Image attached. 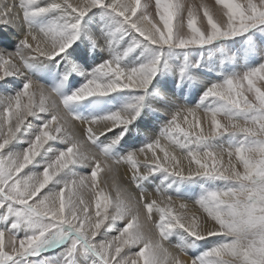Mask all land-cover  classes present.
<instances>
[{"label":"snow or ice","instance_id":"obj_1","mask_svg":"<svg viewBox=\"0 0 264 264\" xmlns=\"http://www.w3.org/2000/svg\"><path fill=\"white\" fill-rule=\"evenodd\" d=\"M0 26V264H264V0H0ZM162 78L198 100L155 107Z\"/></svg>","mask_w":264,"mask_h":264},{"label":"rangeland","instance_id":"obj_2","mask_svg":"<svg viewBox=\"0 0 264 264\" xmlns=\"http://www.w3.org/2000/svg\"><path fill=\"white\" fill-rule=\"evenodd\" d=\"M74 2H76V0H74ZM188 2L189 3L199 4V3L202 2V0H188ZM203 2H206V3H208V4L211 5V4H214L215 0H203ZM142 3H143V0H142ZM7 41L8 40L5 39V42L4 43H0V45H2L3 47H5L6 45H4V44ZM8 43H10V41ZM257 44H259V41H257ZM230 55H233L239 61V64L241 66L244 63H246V62H254L255 63V62H259V60H260V57L259 56H256L254 59L252 57H250V56H245L243 47L242 46H239V45L232 50V52L230 53ZM41 75L35 76V77H33V79H37V80H39V82L44 83L46 86H50L51 83H52L51 80L48 79V78L43 77L44 76L43 74H41ZM9 79H10V82H9L8 85H6V87H0V93L3 92V94H7L6 93V89L7 90H11L12 87H13L12 86L13 83L14 82H18L21 78L20 77H17V78H14V79L13 78H9ZM162 80H163V78H162ZM157 87H159L158 89L162 93V96L157 97L158 99H156V100L153 101V105L155 107H157V106L161 107L165 103V100L163 99V97H167L168 95L169 96L171 95L170 97H168L169 99H173V100H175L179 104H188L189 106L194 105V103L198 100V99L195 100V98H196V96H198L199 88H197V89H187L186 92H185V95L183 97H180L179 93H177L176 95H173V90H172V85H171V80L170 79L163 80L162 83L160 85H158ZM200 87L202 88L203 85H201ZM165 94H166V96H165ZM195 94H197V95H195ZM53 98H55V97L53 96ZM57 102L59 103L58 100H57ZM146 119H152L154 122H157V119L153 118L151 115H148V116L145 117V119L139 121V124L141 126L143 124H145V120ZM160 121H163V120H160ZM73 123L76 125V130L79 131L80 133H82L83 128L87 126V125H80L78 121H73ZM141 126L139 127V125H138V129H139V136L138 137H137V130L136 129L133 130V136L132 137H129V141H128L129 143H131V142L134 141L136 143V145L139 146L141 144L140 142H143L144 141V138L146 136H154L155 134L158 133L159 128H160V127L159 128H156L153 131L152 130L143 131V130H141ZM94 127H97V126H94ZM124 169H126V170H124ZM76 172H77V174H84V169L77 168L76 169ZM129 175H130V172H129L127 166L121 165L119 167L117 173L115 174V176H108L107 178L110 179L112 182H114L115 185H119V186L122 185L123 187H125V189L127 191L129 190V192L136 193L137 190H136L135 186L130 183V179H129L130 176ZM102 177H103V175H102ZM102 179L103 178H101V181H102ZM100 186L104 189V191H105L106 194H108L109 196H111L114 199L115 196H113L114 194L112 193V191L109 189V187L107 185L106 186L105 185H100ZM146 187L148 188V191L150 193H152V196L150 197L151 199H156L158 202H161L162 201L163 202L162 203V206H166V199H165V197L163 195H157L155 193V191H154L155 185L154 184H152V185H146ZM95 191L96 190H88V189H85L82 192V195H83L84 199L86 201H92L93 202V206H94V198H95L94 197V193H95ZM175 199H177V198L175 197ZM181 202H184V203L187 202V205H188L187 210H181L179 208V204ZM197 209H198V206L195 205L192 200H187V199H185V200H180L179 199L178 200L177 199L175 201L174 210L177 213H180L181 211L184 212V215L186 217V221L185 222H187V219H190L191 218V216H192L193 213L199 214L197 212ZM109 210L111 211V209H109ZM154 218L155 219H158V216H155V214H154ZM120 223H122V222L117 221V222H115L114 226H118ZM145 228L146 229H153L154 230V225L151 222H149L148 224L145 225ZM211 239H215V238H211ZM178 242H179V240L177 239V237H174L173 236V237L170 238V241H164V244H165L166 247H169V250L170 251L175 252V251H177V249L174 246ZM45 255H47L49 257H56V256L59 255V251L58 250L57 251H50L49 253H46Z\"/></svg>","mask_w":264,"mask_h":264},{"label":"bare ground","instance_id":"obj_3","mask_svg":"<svg viewBox=\"0 0 264 264\" xmlns=\"http://www.w3.org/2000/svg\"><path fill=\"white\" fill-rule=\"evenodd\" d=\"M3 26H0V28H2ZM4 31H8L7 29H4ZM18 35V33L17 34H12V33H7L6 34V36H5V39L6 40H8L4 45H6L5 47H3L2 45H0V48H10L13 44H14V42H15V40H16V36ZM10 41V43H8ZM90 63H91V61H90ZM41 75V74H40ZM42 76V75H41ZM44 77V76H43ZM42 78V77H41ZM44 79V78H43ZM76 80H79L80 78L78 77H76L75 78ZM10 80V79H9ZM45 80V79H44ZM50 81V80H49ZM163 81V80H162ZM12 82V81H11ZM13 86V85H12ZM6 87V86H5ZM159 88V87H158ZM164 89V88H163ZM3 91V90H2ZM166 91V90H165ZM197 91V90H196ZM3 93V92H2ZM170 94V93H169ZM113 95H115V94H113ZM195 95H197V94H195ZM165 96H166V94H165ZM171 96V95H170ZM169 95L167 96V97H170ZM192 96V95H191ZM158 99V98H157ZM198 99V96H196V98H195V100H197ZM173 100V99H172ZM156 102V101H155ZM160 105V104H159ZM157 107H159V106H157ZM150 121V122H149ZM163 124V121H160V120H157V122H154L152 119H146L145 120V124H143L142 126L139 124V127L141 126V130H143V131H148V130H155L156 128H159L161 125ZM79 132V131H78ZM140 143H142V142H140ZM140 159L141 160H143V158L142 157H140ZM124 170H126V169H124ZM103 175V174H102ZM130 176V175H129ZM127 177V176H126ZM103 179H102V181H101V185H107L108 187H109V189L112 191V193L114 194L113 196H116V187H118V188H120V189H122V190H126L125 189V187H123L122 185V187L121 186H119V185H115L116 187H113V185H114V182H112L110 179H108L107 177H102ZM115 178V177H114ZM117 180V179H116ZM104 181H106V183L104 182ZM117 182V181H116ZM124 183V182H123ZM199 191V189H197V192ZM128 192H129V190H128ZM173 197H174V201H176L177 199H175V195L173 194ZM115 198V197H114ZM179 200V199H178ZM187 203V202H186ZM178 239V238H177ZM186 258V257H185Z\"/></svg>","mask_w":264,"mask_h":264}]
</instances>
